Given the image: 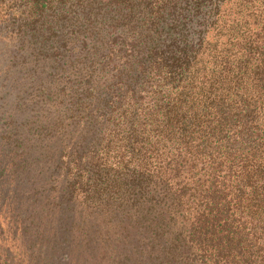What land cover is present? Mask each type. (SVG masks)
<instances>
[{"label": "trees", "instance_id": "16d2710c", "mask_svg": "<svg viewBox=\"0 0 264 264\" xmlns=\"http://www.w3.org/2000/svg\"><path fill=\"white\" fill-rule=\"evenodd\" d=\"M0 3V264H264V0Z\"/></svg>", "mask_w": 264, "mask_h": 264}, {"label": "rangeland", "instance_id": "374dc122", "mask_svg": "<svg viewBox=\"0 0 264 264\" xmlns=\"http://www.w3.org/2000/svg\"><path fill=\"white\" fill-rule=\"evenodd\" d=\"M5 14H6V10H5L4 6L0 3V23H1L2 19L4 18Z\"/></svg>", "mask_w": 264, "mask_h": 264}]
</instances>
